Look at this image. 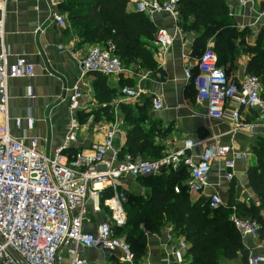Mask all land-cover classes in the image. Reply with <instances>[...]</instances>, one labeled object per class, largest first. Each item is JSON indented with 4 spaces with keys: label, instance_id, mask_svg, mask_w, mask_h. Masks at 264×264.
I'll return each mask as SVG.
<instances>
[{
    "label": "built area",
    "instance_id": "built-area-1",
    "mask_svg": "<svg viewBox=\"0 0 264 264\" xmlns=\"http://www.w3.org/2000/svg\"><path fill=\"white\" fill-rule=\"evenodd\" d=\"M243 9L255 13V0H235ZM9 0H0V264H88L80 258L82 248L98 249L116 256L118 264H136L135 256L126 241L116 234L115 227L123 228L126 215L120 204V197L104 200V206L113 214L109 221L99 224L93 233L83 230L88 200H98L100 193L112 189L117 191L123 179L157 177L166 170H177L184 166L189 177L184 182L189 194L205 197L210 210L217 211L226 205L219 191L209 193V179L214 164H220L225 182L231 183L236 176L237 161L245 162L248 155L239 152L232 145H223L219 136L210 142L194 144L186 142L184 147L158 160H133L129 155H121L115 148V140L121 129V121L116 117L101 127L103 143L93 148L88 156L78 155L69 163L63 152L77 140L78 121L74 113L80 107L83 93L77 83L69 90L68 99L72 119L64 145L53 158L42 154L37 141L29 145L14 139L9 134V81L30 78L35 68L24 58H18L14 65L9 63V53L5 45V21ZM133 11L151 20L156 16L170 17L179 31L180 0H130ZM62 25L65 21L57 18ZM174 36L166 29H158L152 49L157 59L163 57L173 46ZM82 68L80 81L87 74L105 77H120L132 74L113 54V48L91 47L79 61ZM198 74L192 78L190 68L186 77L193 83L196 99L205 104L208 117L222 121L226 116L231 120L232 133L253 130L242 122L241 109H258L264 106L263 87L260 80L246 74L240 80L230 79L218 66V57L211 44L196 61ZM149 74L141 77L147 79ZM121 96L128 101L140 99L139 87H124ZM228 105H233L231 113H226ZM154 109L162 108L161 98L153 99ZM21 126V120L15 121ZM30 126L33 121L29 120ZM204 145L199 157L192 152L198 145ZM111 155V160L107 157ZM180 193V188H175ZM99 210V208H96ZM230 222L241 238L259 241L260 227L254 221L239 217L237 208H231ZM115 226V227H114ZM168 236L172 264H188L186 255L188 243L175 239L172 230ZM69 260L66 262L64 253ZM170 259L164 260L169 263ZM248 264H264V256H248Z\"/></svg>",
    "mask_w": 264,
    "mask_h": 264
},
{
    "label": "crops",
    "instance_id": "crops-1",
    "mask_svg": "<svg viewBox=\"0 0 264 264\" xmlns=\"http://www.w3.org/2000/svg\"><path fill=\"white\" fill-rule=\"evenodd\" d=\"M255 1V13L240 8L235 0L228 2L230 15L238 29L248 28L250 31L247 40L249 45H254L264 31V10H262L264 0ZM62 2L63 0H9L7 5L5 45L9 53V63L12 66L18 58H24L35 68L33 77L9 81L8 128L11 137L26 145L35 140L39 151L53 158L65 143L72 119L69 90L79 83L83 97L79 109L74 113L79 126L77 140L63 152L69 163H72L78 155L92 154L93 148L103 143L104 135L100 130L101 127L116 117L121 121V129L115 140V148L121 151L126 142L128 127L124 122L122 109L133 108L134 115L138 114L139 109H143L153 121L160 123V128L170 129L163 140L166 155L183 148L188 141L194 144L206 143L214 136H219L221 144L232 145L239 152L246 153L247 161L236 163L234 180L238 181V185L234 199L235 203L258 201L257 196L251 191L247 173L251 167L256 166L257 159L253 150L258 142L264 139V106L251 110L241 109L242 122L252 126L253 130L246 129L235 134L232 133L231 120L228 116L222 121L208 117L207 106L197 101L196 91L186 77L188 68L191 69L192 74L196 68L197 58L193 55L196 35L183 33L180 29L177 31L170 17L156 16L152 22L158 29L169 31L174 36V43L162 61L157 59L156 51L149 44L157 65L154 73L143 69L139 64H132L126 67L132 74L120 77L103 76L104 78L97 74H87L80 81L82 68L79 61L85 57L91 46L80 45L74 30L67 23L66 14L59 8ZM128 9L133 11L131 5ZM57 18H62L65 23L60 25ZM248 61L247 56L240 54L235 64L226 68L228 77L233 80L242 79L247 74ZM147 73L149 77L141 79ZM101 81L105 83L104 92L107 95L103 99L108 102L107 107L110 108L108 114L103 112L104 106L98 100V96L101 97L98 83ZM122 87H139L140 99L125 100L120 94ZM156 98L162 100V108L159 110L154 109L153 106V99ZM233 109V105H228L226 113H231ZM108 117H112V120L108 121ZM16 120H21L19 128L16 126ZM29 120L33 121L32 126ZM3 124L4 121L0 117V129L3 128ZM145 125H148L147 121ZM203 149V144L198 145L192 154L199 157ZM107 160H111V155H108ZM220 171V164H214L209 179V193L219 191L227 203L232 195L231 185L223 180ZM131 183L136 186V179L131 177L123 179L117 191L125 189ZM117 191H114L115 195ZM137 191V194L143 193L141 188ZM102 193L98 200L87 201V212L83 223V230L86 233L95 232L97 226L108 219L101 204ZM261 214L264 217V210ZM169 230L165 229L160 235H147L146 251L138 264H172ZM242 243L248 255L264 256V242L244 238ZM64 256L67 262L69 260L67 252ZM79 256L88 264H118L116 256L98 249L82 248ZM167 258L170 262L164 263ZM226 264L242 263L236 260Z\"/></svg>",
    "mask_w": 264,
    "mask_h": 264
},
{
    "label": "trees",
    "instance_id": "trees-1",
    "mask_svg": "<svg viewBox=\"0 0 264 264\" xmlns=\"http://www.w3.org/2000/svg\"><path fill=\"white\" fill-rule=\"evenodd\" d=\"M228 2L180 0L178 27L183 33L196 35L193 47L195 58L199 59L207 45L211 44L218 57V66L226 75V68L233 66L240 54L247 56L246 72L260 80L264 100V31L254 45H249L250 31L248 28L238 29L233 17L228 14ZM129 3L130 0H63L59 8L66 14L67 23L74 30L80 45L100 48L110 45L113 54L125 67L139 64L154 73L157 65L149 44L155 40L158 28L147 16L129 11ZM197 74L196 67L192 78ZM98 85L101 93L98 100L104 106L103 112L108 114L110 108L103 99L107 95L104 92L105 83L101 81ZM191 85L193 87L192 82ZM122 112L128 127L121 155H129L133 160L165 157L167 153L163 140L170 129L160 128V123L153 121L143 109H139L137 115L130 107H124ZM111 120L112 117H108V121ZM253 153L257 164L248 170L247 176L258 201L235 203L237 185L233 180L230 183V200L217 211L210 210L207 198L195 200L190 196L184 186L189 177L184 166L175 171L166 170L157 177L136 178L143 193L128 197L124 206L126 224L115 229L120 237L125 233L124 240L134 253L135 263L138 264L144 257L148 234L160 235L165 229H171L175 239L183 238L188 243V264H226L236 260L248 264V251L229 217L231 208L235 206L239 217L256 221L260 227L259 241L264 242V217L261 214L264 210V139L258 142ZM176 187L180 188L179 194L175 193ZM113 195L112 189L103 191L101 204Z\"/></svg>",
    "mask_w": 264,
    "mask_h": 264
},
{
    "label": "rangeland",
    "instance_id": "rangeland-1",
    "mask_svg": "<svg viewBox=\"0 0 264 264\" xmlns=\"http://www.w3.org/2000/svg\"><path fill=\"white\" fill-rule=\"evenodd\" d=\"M233 183H235L236 185H238V181L237 180H234V182ZM137 185L135 186V184L134 183H131L128 187H126L125 189H122V190H119V191H117L116 192V195H118L119 197H120V204H121V206H122V209H123V211L125 212V209H124V206H125V204L127 203V199H128V197L129 196H131V195H134V194H137V190H139L140 188H139V185H138V183H136ZM115 195V193H114V195L111 197V198H115L114 196H116ZM190 196L193 198V199H195V200H197L198 199V197H194L193 195H191L190 194ZM111 198H108V199H111ZM102 206H103V211H104V214L107 216V218L108 219H105L104 221H109V222H111L112 223V225H114V223L112 222V217H113V214L111 213V211L109 210V209H107L105 206H104V203L102 204ZM125 215H126V212H125ZM127 218V217H126ZM89 221V220H88ZM254 222H256V221H254ZM115 227V226H114ZM117 227H115V229H116ZM125 235V233H122V235H121V237L124 239V236Z\"/></svg>",
    "mask_w": 264,
    "mask_h": 264
},
{
    "label": "water",
    "instance_id": "water-1",
    "mask_svg": "<svg viewBox=\"0 0 264 264\" xmlns=\"http://www.w3.org/2000/svg\"><path fill=\"white\" fill-rule=\"evenodd\" d=\"M228 14H230V11H228Z\"/></svg>",
    "mask_w": 264,
    "mask_h": 264
}]
</instances>
